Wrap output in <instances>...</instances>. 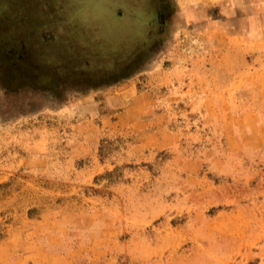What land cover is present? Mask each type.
Returning <instances> with one entry per match:
<instances>
[{
  "label": "rangeland",
  "instance_id": "rangeland-1",
  "mask_svg": "<svg viewBox=\"0 0 264 264\" xmlns=\"http://www.w3.org/2000/svg\"><path fill=\"white\" fill-rule=\"evenodd\" d=\"M171 2L0 0V264H264V0Z\"/></svg>",
  "mask_w": 264,
  "mask_h": 264
},
{
  "label": "crops",
  "instance_id": "crops-1",
  "mask_svg": "<svg viewBox=\"0 0 264 264\" xmlns=\"http://www.w3.org/2000/svg\"><path fill=\"white\" fill-rule=\"evenodd\" d=\"M177 2V0H175ZM188 1V0H187ZM246 3V1H245ZM119 7L126 8V12L132 15H161L163 9L168 5L169 8L172 7L171 0H118ZM201 6V4H199ZM251 6V4H250ZM202 7V6H201ZM193 6L192 3H188L186 7L176 6V9L180 8V12L183 14H195L202 8ZM176 12V11H175ZM172 13V12H170ZM264 157V154H262Z\"/></svg>",
  "mask_w": 264,
  "mask_h": 264
}]
</instances>
